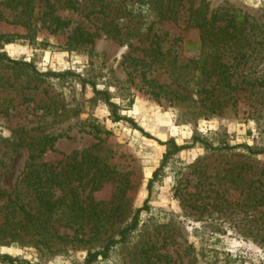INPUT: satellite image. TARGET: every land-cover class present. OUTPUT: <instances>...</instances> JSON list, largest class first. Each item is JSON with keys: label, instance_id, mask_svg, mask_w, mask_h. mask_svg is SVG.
Instances as JSON below:
<instances>
[{"label": "rangeland", "instance_id": "obj_1", "mask_svg": "<svg viewBox=\"0 0 264 264\" xmlns=\"http://www.w3.org/2000/svg\"><path fill=\"white\" fill-rule=\"evenodd\" d=\"M209 2L215 9H242L264 25V0ZM57 13L74 24L97 30L99 36L94 44L85 50L70 49L68 32L52 33L38 17L31 19L29 29L15 22V12L6 9L0 20V51L32 62L43 72L72 70L94 80L99 89L110 92L120 114L133 118L152 137L130 122L115 121L111 107L103 99H92L90 84L83 87L75 78L37 80L27 69L0 62V186L11 191L24 170L29 149L19 145L22 140L31 142L34 136H55L52 149L43 154V159L52 164L74 151L96 145L99 155L118 165L119 174L91 196L97 201H114V205L121 196L125 197L126 216L144 206L148 197L151 208L141 212L140 226L132 233L128 246L93 264H131L136 244L148 237L157 239L161 251L170 253L178 264H206L198 255L203 247L216 250L210 259L212 264H264V230L258 227L264 220V206L252 203L251 208L241 207L248 193L264 195V153L253 155L237 147L249 144L264 148V104L254 101V96L244 97L209 118L195 121L188 120L187 115L181 117L179 111L185 110L184 103L178 105L168 98L156 100L129 80L131 68L125 56L131 48L98 28L102 11L59 9ZM162 28L171 35L180 33L172 23ZM198 36L196 29L186 32L191 41ZM132 54L150 60L140 50ZM194 55L189 51L182 57ZM148 71L161 83L174 81L165 66L153 64ZM254 71L264 76V58L255 60L252 70H246L255 75ZM135 82L138 83V77ZM95 125L99 132H94ZM194 136L200 141L170 158L149 190L148 183L168 148L160 141L175 139L180 145L192 144ZM224 146L234 149L216 150ZM230 166L235 171L242 169L244 176L234 186L218 177ZM240 184L243 185L237 187ZM255 186L260 188L255 190ZM88 193L89 189L83 196ZM192 206H208L206 213H211L209 221L217 230L215 237L204 231ZM220 227L223 231H218ZM83 237L91 238L90 233ZM97 243L70 244L64 254L56 256L16 246L1 247L0 253L22 258L19 264H82L85 248ZM190 245L195 250H185Z\"/></svg>", "mask_w": 264, "mask_h": 264}, {"label": "trees", "instance_id": "obj_2", "mask_svg": "<svg viewBox=\"0 0 264 264\" xmlns=\"http://www.w3.org/2000/svg\"><path fill=\"white\" fill-rule=\"evenodd\" d=\"M6 9L15 12V22L29 29H32L31 19L38 17L52 33L68 32L67 45L74 50L87 49L99 34L97 30L63 18L57 11H102L98 28L131 48V53L125 56V62L131 68L129 80L156 100L168 98L178 105L184 103L185 110L179 111V116L187 115L188 120L220 114L225 107L244 97L254 96V101L264 104V76L255 71V75L246 72L247 68L252 70L255 60L264 58V25L242 9L211 8L209 0H0V20ZM169 23L179 28V35L163 31L162 26ZM191 29L199 33L196 41L186 37V32ZM174 46H178L176 50ZM139 50L150 60L132 54ZM189 51L195 55L182 57ZM0 62L27 69L37 80L75 78L83 87L90 84L94 93L92 99H103L111 107L115 121L130 122L134 128L152 137L133 118L118 112L119 105L111 100L108 90L99 89L97 82L80 73L72 70L43 72L32 62L1 51ZM153 64L167 67L174 81L161 83L151 77L148 70ZM137 77L138 83L135 82ZM93 128L94 132H99L98 126ZM55 140V136L47 134L34 136L31 142H19L29 149V158L11 191L0 186V248H34L44 255L56 256L64 254L70 244L98 241L95 246L85 248L82 264L107 259L112 252L131 243L132 233L140 226L141 212L151 208L149 197L144 206L131 210L127 216L125 197L121 196L117 205L114 201L95 200L91 194L119 174L118 165L99 155L95 151L96 145L74 151L52 164L43 159V154L52 149ZM198 141V136L193 137L192 144L180 145L175 139L160 141L168 148L161 166L148 183L149 190L170 158ZM237 147H243L253 155L264 153V148L249 144ZM226 149L234 147L216 148L219 151ZM241 173L242 169L235 171L230 166L218 177L234 186L244 179ZM259 188L255 186V190ZM87 189L88 195L83 196ZM252 203L264 206V195L248 193L241 207L251 208ZM192 209L197 211L204 231L215 237L217 230L209 221L212 216L206 213L208 206H192ZM258 227L260 231L264 230V220ZM217 229L223 231L222 227ZM88 233L91 238H84ZM136 246L131 264H178L170 253L161 251L157 239L148 237ZM190 249L195 250L192 245L185 248ZM216 253L210 247H203L198 255L206 264H212L210 259ZM22 262L18 256L0 253V264Z\"/></svg>", "mask_w": 264, "mask_h": 264}]
</instances>
